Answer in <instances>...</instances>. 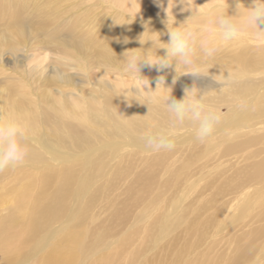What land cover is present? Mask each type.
Masks as SVG:
<instances>
[{
	"label": "rangeland",
	"instance_id": "374dc122",
	"mask_svg": "<svg viewBox=\"0 0 264 264\" xmlns=\"http://www.w3.org/2000/svg\"><path fill=\"white\" fill-rule=\"evenodd\" d=\"M19 2V20L8 19L0 3V117L27 127L22 142L29 152L23 166L0 172V264H264V191L256 194L261 184L242 188L240 194L256 188L245 202L231 193L246 181L243 171L264 159V138H256L261 131L264 137V121L254 125L258 131L249 142L236 132L257 121L238 116L254 110L259 76L264 90V54H258L264 39L244 31L199 65L204 75L180 74L181 68L176 73L175 62L159 72L142 66L153 90L163 75L175 99L195 86L209 91L206 102L222 113L207 141H197L185 124L172 129L173 150L151 152L139 140L146 131L171 129L170 119L164 120L169 115L143 96L126 99L139 82L122 74L119 59L128 50L152 46L139 42L146 30L167 43V17L169 26L172 15L173 26H179L192 10L179 0L174 7L173 0ZM187 5L199 13L195 26L226 7V13L245 11L253 0ZM124 18L131 23L119 24ZM227 72L233 82L219 91L215 80ZM248 73L256 88L241 97L236 87L252 81L244 79ZM153 95L166 92L157 88ZM127 108L135 128L116 131L118 124L126 126L119 115ZM145 112L156 114L162 126L150 129L140 121L148 118ZM231 142L236 151L225 153Z\"/></svg>",
	"mask_w": 264,
	"mask_h": 264
},
{
	"label": "clouds",
	"instance_id": "9594fccd",
	"mask_svg": "<svg viewBox=\"0 0 264 264\" xmlns=\"http://www.w3.org/2000/svg\"><path fill=\"white\" fill-rule=\"evenodd\" d=\"M179 2L184 4L186 9H191L192 14L175 27L173 26V15L171 26H169L167 17L169 35L167 43L160 42L159 34L146 30L141 37L147 32L148 38L141 39L140 37L139 42L143 45L145 42L151 41L152 46L147 49L141 47L128 50L123 54L124 58L119 59L122 74L132 76L139 82L138 87L134 86L126 91L124 94L126 99L139 101L137 97L143 96L157 105L162 104L169 115L171 129L157 132L149 130L141 136L146 150L151 152L173 150L176 141L175 132L172 129L185 124L192 126L194 138L197 141L201 143L207 141L220 123L222 113L206 102V93L209 91L202 93L195 86L185 88L183 97L179 100L175 99L171 95L172 89L165 86L163 75L158 77L153 90L149 79L141 75V67H155L159 72L171 67L175 62L176 73L177 69L181 68L184 71L180 74L204 75L199 71V65L214 58L221 46H227L237 41L244 31L251 30L256 37H264V29L259 27V24L264 23V0H253V6L245 8L246 12L239 19L236 18L237 14L235 16L227 15L226 7L220 14L208 15L197 21L195 26L193 21L199 16V13L187 5V0H179ZM125 23H131V20L125 19L124 23L119 24ZM153 34H155V40L151 38ZM157 49H164V55H158ZM215 81L221 85L219 91H227L233 82V76L227 72L226 77L223 75L220 80ZM157 88L163 89L166 95L154 97L153 94ZM131 89H135V91L133 92ZM152 127H155V124L150 125V129ZM27 135V127L19 120L0 117V172L25 164L29 149L27 144L22 141L27 138Z\"/></svg>",
	"mask_w": 264,
	"mask_h": 264
},
{
	"label": "bare ground",
	"instance_id": "6f19581e",
	"mask_svg": "<svg viewBox=\"0 0 264 264\" xmlns=\"http://www.w3.org/2000/svg\"><path fill=\"white\" fill-rule=\"evenodd\" d=\"M163 3H164V5L165 4H167V3H169L170 1H172V0H161ZM133 2V1H132ZM162 2H160V3H162ZM0 3H1V5H3V13L4 14H7V18L8 19H11V20H19V18H20V16L22 15V12H23V7H22V5L20 4V2H19V0H9V2H6V0H1L0 1ZM162 3V4H163ZM19 5H20V8H19ZM161 5V4H160ZM163 5V6H164ZM150 7V6H149ZM162 7V6H161ZM134 12H136V13H142V9L140 8V7H137L136 6V4L134 5V3H132L131 4V7H130ZM1 9H2V7H1ZM145 11V10H144ZM246 12V10L245 11H238V12H235L234 13V10H232V11H230V12H227L226 14L227 15H229V16H235L236 14V18L238 17V16H242L244 13ZM219 14V13H218ZM259 27L261 28V29H264V28H262V26H260L259 25ZM11 28V30H12V32L13 33H15L16 35H17V33H16V30H15V28H13V26L11 27H9V29ZM250 31V33H252L253 34V32L251 31V30H249ZM254 35V34H253ZM264 39V37H262V40ZM259 53H263L264 54V47H262L259 51H258V54ZM251 57L250 56H248L247 57V59H246V61L248 62V64H251V62L253 63V61L250 59ZM263 74H264V72H263ZM244 76H246L244 79H251L250 77H249V73L248 74H246V75H244ZM243 76V77H244ZM262 78H263V76H259L258 78H257V80H258V88H257V91L259 92L258 93V96L256 97V98H253L254 100H255V102H254V104H256V106L254 107V110L252 111V113H250L249 115L248 114H242L241 116H238V119L240 120L241 119V117H242V119H244V118H246V117H257V121L256 122H252V123H249V124H245L244 125V128H241V130L242 131H236V132H242V134H243V136L244 137H247L248 136V138H249V136H250V134H252V133H255V131H258V130H256V128L254 127V125L256 126V125H263V121L264 120H262V118L261 117H264V90H263V86H262ZM243 79V80H244ZM252 81H250V80H246V81H240V82H238V87H236V89H237V94L238 95H240L241 97L243 96V94L242 93H248V92H253V90H255V88H256V86L254 85V80L253 79H251ZM255 84H256V82H255ZM261 93H263V94H261ZM17 106H14L13 108H16ZM128 109V110H127ZM127 109H124V110H120V115H119V119L121 120V121H123V122H125L126 123V126H120L119 124H118V127H117V130L116 131H121V132H129V131H133V129L135 128L134 126H133V122H131V120H132V117H130V115L131 114H133V112H132V109H130V108H127ZM14 110H16V109H14ZM142 111H145L144 110V108H141L140 109V112H142ZM146 113V112H145ZM146 116L148 117V118H144V119H141L140 121H142V122H146V123H150L151 125L152 124H155V126L157 125V120H160L159 119V117L158 116H156V114H147L146 113ZM165 119H167V120H169L170 118H168V117H165L164 118V120ZM137 124H139V125H137L136 127H138V126H140V125H142L141 123H137ZM116 126V125H115ZM158 127H161L162 126V123L160 122V123H158V125H157ZM262 130H263V127L261 128ZM243 130H245V131H243ZM253 131V132H252ZM262 132V131H261ZM261 132H259V134H260V136L258 135V136H256V138L257 139H259V140H261V139H263L264 137L262 136V133ZM230 135H233V133H230V134H226V135H223V136H226V139H228L229 137H230ZM128 138H129V136L128 135H126ZM223 136H221V138L223 137ZM138 140V139H137ZM248 141H246V142H249L250 140H251V138H249V139H247ZM263 142H264V139L262 140ZM139 142H143V140L142 139H140L139 140ZM236 144V142H231L230 143V145H226L224 148H225V153L226 152H233L237 147H235L234 145ZM244 144V143H243ZM242 144V145H243ZM239 147H241V146H239ZM236 151V150H235ZM257 167H254L252 170H249V169H247L246 171H243V174H244V176H246L244 179L246 180V181H243V183L242 182H239L240 184H242V186H240V184H238V185H236V188L233 190V191H231V193H234V194H238V195H236V198L239 196V199L237 200V202H240V201H244L246 198L248 199V198H250V196H252L253 194H255V190H256V188H254V191H253V194L252 193H246V194H240V193H242V188H244L249 182L250 183H254V184H261L260 185V187L256 190V194H260V189H262V193H263V191H264V178L262 179V177H261V173L264 171V159L262 160V161H260L257 165H256ZM257 181H259V183H257ZM240 192V193H239ZM246 195H248L247 197H245ZM261 197H259V200H261L260 199ZM258 200V199H257ZM247 201V200H246ZM248 201H250V200H248ZM245 202V201H244ZM262 202V201H261ZM252 203V202H251ZM240 204V203H239ZM264 211V210H263ZM211 264V263H210Z\"/></svg>",
	"mask_w": 264,
	"mask_h": 264
}]
</instances>
